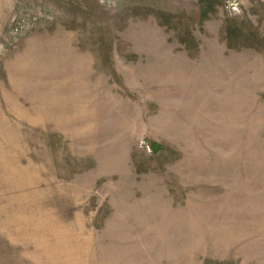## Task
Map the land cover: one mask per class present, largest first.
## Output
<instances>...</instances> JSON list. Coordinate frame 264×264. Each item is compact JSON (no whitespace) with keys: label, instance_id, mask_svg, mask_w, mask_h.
Instances as JSON below:
<instances>
[{"label":"rangeland","instance_id":"1","mask_svg":"<svg viewBox=\"0 0 264 264\" xmlns=\"http://www.w3.org/2000/svg\"><path fill=\"white\" fill-rule=\"evenodd\" d=\"M0 264H264V0H0Z\"/></svg>","mask_w":264,"mask_h":264}]
</instances>
